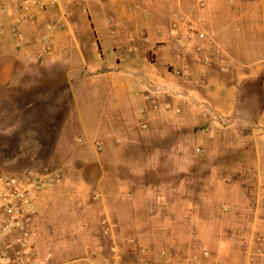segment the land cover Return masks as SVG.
<instances>
[{
    "label": "crops",
    "instance_id": "1",
    "mask_svg": "<svg viewBox=\"0 0 264 264\" xmlns=\"http://www.w3.org/2000/svg\"><path fill=\"white\" fill-rule=\"evenodd\" d=\"M0 2L6 6V12L0 13L2 124L9 122L10 113L25 117L26 109L37 111L39 98L51 97L50 109L42 104L50 118L45 122V113L40 117L41 111L36 112L35 124H49L58 145H70L81 135L88 145L94 141L99 145L115 134L132 132L134 146L158 122L182 123L186 106L195 108L205 102L196 95L202 89L199 84L204 83L213 97L216 92L225 93L229 107L236 112L230 123H250L251 114L236 107L239 101L251 100L258 117L264 115L255 103L257 93H264V0H63L36 13L33 20L17 24L23 40L20 46L11 33L15 9L6 0ZM49 31L52 51L38 59L41 38ZM246 92L252 96L243 97ZM212 111L210 123L217 126L218 116ZM147 152L138 150V155ZM76 153L82 154L79 148ZM88 168L102 171L103 164ZM261 170L260 184H264V164ZM66 188L64 182L59 195L55 188L34 196L32 241L43 253L44 264H120L101 259L102 255L92 258L94 245L81 243L94 235L93 226L80 225L72 233ZM239 195L233 201L236 209L248 202ZM261 203L250 228L264 245V196ZM85 204L80 201L79 205ZM113 209L102 202L100 214L113 220ZM81 211L77 218L86 209ZM235 215L236 220L239 215ZM70 234L76 237L59 239ZM11 238L0 241V253ZM208 250L207 258L197 251V259L161 264H264L259 257L250 261L251 249L245 260L230 258L228 243Z\"/></svg>",
    "mask_w": 264,
    "mask_h": 264
},
{
    "label": "rangeland",
    "instance_id": "2",
    "mask_svg": "<svg viewBox=\"0 0 264 264\" xmlns=\"http://www.w3.org/2000/svg\"><path fill=\"white\" fill-rule=\"evenodd\" d=\"M199 85L202 89L196 95L204 103L186 106L182 123H156L148 137L136 140L134 146L132 132L115 134L99 145L96 141L88 145L78 134L70 145H58L49 124H35L36 112L41 111L40 117L45 113V122L50 118L42 104L50 109L52 98H39L37 111L26 109L25 117L19 118L10 113L9 122L0 123V174L40 177L58 172L59 185L42 192L58 188L54 191L59 195L66 182L72 233L80 225L93 226L94 235L81 243L94 245L90 251L94 259L102 255L101 259L120 264H161L196 258L197 251L206 257L214 245L228 243L230 258L245 260L248 249L251 255L264 251L262 241L256 240L259 238L250 228L264 196V184H260L264 115L258 117L254 102L242 100L235 105L251 114L250 123L232 124L236 112L229 107L225 93L216 92L214 98L205 88L207 83ZM257 94L255 103L263 114L264 93ZM244 96L252 95L246 92ZM208 103L218 116L217 126L210 123L213 109ZM77 148L82 154L76 153ZM138 150H152V154L138 155ZM96 163L103 164L102 171L88 168ZM239 193L248 200L242 209H236L233 202ZM80 201L86 204L80 206ZM102 202L114 208L113 220L100 214ZM81 208L86 212L80 219ZM236 212L239 218L235 220ZM38 253L43 260V253Z\"/></svg>",
    "mask_w": 264,
    "mask_h": 264
},
{
    "label": "built area",
    "instance_id": "3",
    "mask_svg": "<svg viewBox=\"0 0 264 264\" xmlns=\"http://www.w3.org/2000/svg\"><path fill=\"white\" fill-rule=\"evenodd\" d=\"M15 9L16 23L11 26V33L17 41L22 43V36L17 24L31 21L36 13L53 8L63 0H6ZM6 12L5 3L0 2V13ZM18 22V23H17ZM53 34L49 31L41 38V48L37 58L42 59L53 48ZM61 182L60 174L53 172L40 177H23L0 174V241L12 236L5 243L0 253V264H44L38 250L32 241V219L35 215L33 200L36 193L52 188ZM207 253H205L206 255ZM250 261L259 257L264 259V252L258 250ZM89 264V263H87Z\"/></svg>",
    "mask_w": 264,
    "mask_h": 264
},
{
    "label": "trees",
    "instance_id": "4",
    "mask_svg": "<svg viewBox=\"0 0 264 264\" xmlns=\"http://www.w3.org/2000/svg\"><path fill=\"white\" fill-rule=\"evenodd\" d=\"M92 182H94V181H92Z\"/></svg>",
    "mask_w": 264,
    "mask_h": 264
}]
</instances>
